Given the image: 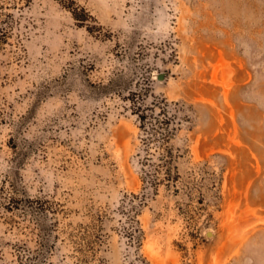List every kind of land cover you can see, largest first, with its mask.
<instances>
[{
  "label": "rangeland",
  "instance_id": "1",
  "mask_svg": "<svg viewBox=\"0 0 264 264\" xmlns=\"http://www.w3.org/2000/svg\"><path fill=\"white\" fill-rule=\"evenodd\" d=\"M12 1L0 264H137L120 206L142 187L132 92L178 101L187 118L170 141L177 190L160 182L135 214L138 252L149 264H264V0ZM13 186L45 208H4Z\"/></svg>",
  "mask_w": 264,
  "mask_h": 264
},
{
  "label": "trees",
  "instance_id": "2",
  "mask_svg": "<svg viewBox=\"0 0 264 264\" xmlns=\"http://www.w3.org/2000/svg\"><path fill=\"white\" fill-rule=\"evenodd\" d=\"M70 2L72 0H60ZM21 6L12 0H0V50L8 39L20 29ZM76 18V12L73 10ZM78 18V17H77ZM20 36V33H18ZM136 92H132L131 111L137 117L138 126L141 131V146L138 150V163L140 165V178L142 181L141 191L124 194L121 209L128 212V224L124 226V233L131 246H134V260L137 264H149L139 252L142 230L138 226L135 214L138 209L146 203L148 197L153 193L160 182L173 186L177 190V182L181 174L178 168V159L181 156L179 148H175L170 141L175 132L180 128L182 120L186 116H180L179 102L168 101L165 97H153L146 102L145 96L139 98ZM187 186V185H186ZM188 187V186H187ZM1 192L3 188H1ZM3 207L6 209L27 208L41 210L45 207L38 200L22 194L14 186L1 195ZM39 204V205H36ZM50 210H45L44 214ZM54 216L55 212L50 211ZM43 214V212H41Z\"/></svg>",
  "mask_w": 264,
  "mask_h": 264
},
{
  "label": "water",
  "instance_id": "3",
  "mask_svg": "<svg viewBox=\"0 0 264 264\" xmlns=\"http://www.w3.org/2000/svg\"><path fill=\"white\" fill-rule=\"evenodd\" d=\"M161 76H162L161 74L158 75L159 78H161ZM208 233H209V232H208Z\"/></svg>",
  "mask_w": 264,
  "mask_h": 264
}]
</instances>
